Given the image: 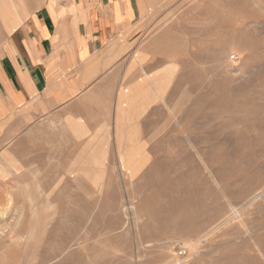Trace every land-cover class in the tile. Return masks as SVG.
<instances>
[{
	"label": "rangeland",
	"instance_id": "1",
	"mask_svg": "<svg viewBox=\"0 0 264 264\" xmlns=\"http://www.w3.org/2000/svg\"><path fill=\"white\" fill-rule=\"evenodd\" d=\"M139 5L131 74L98 126L109 140L66 133L39 159L42 172L0 173V264H264V0ZM9 36L0 19V53ZM139 82L129 103L120 97ZM130 104L120 122L132 142L119 149V109ZM89 159L104 172L77 178ZM34 184L50 209L25 196Z\"/></svg>",
	"mask_w": 264,
	"mask_h": 264
},
{
	"label": "crops",
	"instance_id": "2",
	"mask_svg": "<svg viewBox=\"0 0 264 264\" xmlns=\"http://www.w3.org/2000/svg\"><path fill=\"white\" fill-rule=\"evenodd\" d=\"M52 3L40 0L0 53V173L42 172L39 159L53 155L66 133L72 141L100 140L109 131L100 121L109 120L131 74L139 0Z\"/></svg>",
	"mask_w": 264,
	"mask_h": 264
},
{
	"label": "bare ground",
	"instance_id": "3",
	"mask_svg": "<svg viewBox=\"0 0 264 264\" xmlns=\"http://www.w3.org/2000/svg\"><path fill=\"white\" fill-rule=\"evenodd\" d=\"M31 1V0H30ZM52 1V0H51ZM35 2V1H33ZM117 2V1H116ZM39 3V2H38ZM56 3V2H55ZM53 4V3H52ZM71 5V4H70ZM64 7V6H63ZM35 9V6H32L29 4V2H27V0H1L0 1V19L1 21L3 22V27L5 28V30H7V32L11 33L12 31H14L22 22L25 21V19L31 14V12H33V10ZM72 10L74 11L75 10V7L74 5H72ZM25 25V24H24ZM157 37V36H156ZM159 37V36H158ZM155 38V37H154ZM155 41V40H154ZM157 45V44H156ZM165 45V44H164ZM167 45V44H166ZM162 46V45H161ZM160 46V47H161ZM170 47V46H169ZM159 48V47H158ZM164 50V49H163ZM171 50V49H170ZM141 52H138L136 53V58L137 61L139 60V62L141 61L140 59V56H141ZM168 71H165V74H167ZM141 82H139L138 84H133L132 87L130 88V90L128 92H130V94H128V92L124 91L120 97L122 99H124L126 102H130L132 100V98H134V95H136L137 93V90L140 89V86H141ZM156 84V83H155ZM153 84V85H155ZM135 93V94H134ZM129 95V97L127 96ZM127 96V97H126ZM105 97V96H104ZM101 98V97H100ZM132 108V105L130 104V106L128 105H124V108H120L119 109V115H118V129H117V140H118V147L119 149H121L122 147L123 148H127L129 146V144L132 142V138H131V134H130V128L129 127H126L124 125H122L120 122L121 121V118L123 119V117L127 116V114L129 115L130 112H131V109ZM122 115V116H121ZM133 120V119H132ZM129 121V120H128ZM132 122V121H131ZM66 123V122H65ZM130 123V122H128ZM48 128V127H47ZM41 129V128H40ZM108 129V128H107ZM116 131V130H115ZM32 132V131H31ZM41 132V131H40ZM109 131H106V135L105 136H100V140L102 139H105L106 141L109 140ZM45 133V132H43ZM42 133V134H43ZM42 136V135H41ZM45 136V135H43ZM76 137V136H75ZM103 137V138H102ZM48 138V137H47ZM77 138V137H76ZM124 139H127V141H124ZM47 140V139H46ZM97 141V140H96ZM96 141L92 142L91 145H90V148H93V149H96V147L94 146V144L96 143ZM52 145H53V142H52ZM56 145V144H55ZM58 145V144H57ZM56 145V146H57ZM55 148V147H54ZM121 156L119 157V163L121 164V171L122 172H131L133 171V159L131 158V154H127L126 151L124 152H120ZM135 156V155H134ZM4 160V159H3ZM97 161H100V163L102 162V160L100 159H96ZM96 160H90L89 159V162L91 163H95L96 165L93 167V168H90L88 170V172L84 169H82L80 171V173H78V176L77 178H80V179H93V177L95 176V174L100 170L102 172H104L102 166L100 163H97ZM6 162V161H5ZM88 162V163H89ZM7 163V162H6ZM9 163V161H8ZM10 165V164H9ZM13 170V169H11ZM15 177V176H14ZM26 177V180L28 178V176H25ZM36 177V175H35ZM100 178H101V175H100ZM11 179V178H10ZM15 179V178H13ZM24 179V177H23ZM104 179V177L102 178ZM18 180V179H16ZM20 180V179H19ZM25 180V181H26ZM28 181H31V180H28ZM21 182V181H20ZM23 182V181H22ZM30 184V183H29ZM78 184V183H77ZM76 184V185H77ZM103 184V183H102ZM12 185V184H11ZM14 185H15V182H14ZM22 185V183H21ZM24 185V184H23ZM80 186V185H79ZM78 186V187H79ZM12 187V186H11ZM17 187V185H16ZM19 187V186H18ZM26 195L24 194L23 192V195H25L27 197V199L29 201H31L32 203L35 202V200L39 199L40 201V206H42L43 209H50L51 208V204L49 202V200L47 199V197L45 196L43 190L41 189V186L39 184H34V185H26ZM24 187V189H25ZM86 187V186H85ZM101 187V185L97 186V185H89L87 186L88 188V191L89 193L91 194H95L97 192L96 188H99ZM20 188V187H19ZM23 189V190H24ZM21 190V189H20ZM12 191V190H11ZM16 191V190H15ZM14 191V192H15ZM19 193V192H18ZM20 194V193H19ZM97 195V194H96ZM13 196V195H12ZM22 196V194H21ZM24 196V197H25ZM26 197L24 199H26ZM14 198V197H13ZM27 201V200H26ZM19 202V201H18ZM17 202V203H18ZM10 203H13L10 202ZM21 203V202H20ZM15 205V204H14ZM18 205V204H17ZM22 205V204H21ZM37 206V205H36ZM14 207V206H13ZM19 207V206H18ZM20 208V207H19ZM26 208V207H25ZM28 208V207H27ZM15 211H16V208H14ZM13 209V210H14ZM12 211V210H11ZM19 211V210H18ZM17 211V212H18ZM28 211V209H27ZM26 211V212H27ZM7 213V209H2L0 208V215L4 216L5 214ZM29 213V211H28ZM35 209L32 208V213H31V218L30 220H32V222L30 223L29 227H28V231H27V235H29L32 230L35 228V220H36V216H35ZM28 215V214H27ZM16 216V215H15ZM29 216V215H28ZM27 216V218H28ZM18 218V217H17ZM52 218V217H51ZM19 219V218H18ZM26 219V218H25ZM24 219V220H25ZM16 221V220H15ZM7 222V221H6ZM5 222V223H6ZM25 222V221H24ZM27 222V221H26ZM12 223V222H11ZM37 223V222H36ZM20 225V224H19ZM8 226V225H7ZM14 226V225H13ZM26 227V226H25ZM5 229V228H4ZM43 229V228H42ZM34 234V232H33ZM41 234V233H40ZM43 234V233H42ZM31 236V234H30ZM0 237H2L0 235ZM28 237V236H26ZM41 237V236H39ZM24 238V237H23ZM40 239V238H39ZM34 240V239H33ZM26 242V241H25ZM24 242V244H25Z\"/></svg>",
	"mask_w": 264,
	"mask_h": 264
}]
</instances>
